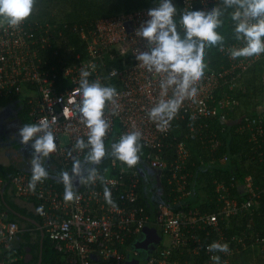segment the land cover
<instances>
[{
	"label": "built area",
	"instance_id": "obj_1",
	"mask_svg": "<svg viewBox=\"0 0 264 264\" xmlns=\"http://www.w3.org/2000/svg\"><path fill=\"white\" fill-rule=\"evenodd\" d=\"M179 1L186 11L236 10V6L228 7L223 0ZM159 6L72 24L26 19L18 28H10L0 20V102L21 98L30 107L28 124L49 125L57 145L51 154L72 177L76 193L73 201L66 202L64 185L57 183L61 181L59 177L45 178L36 184L35 190H30L29 171L20 170L13 175L11 194L39 215L40 221L27 227L9 219L7 211L0 212V264H16L24 259L26 252L18 251L24 231L45 232L55 252L54 259L46 264H129L128 258L143 259L138 241L149 224L160 225L163 235L144 264H243L244 254L254 250L264 257V231L255 228V220L249 218L242 229H237L233 222L234 218L240 220L256 210L264 222V186H257L250 175L244 176L243 183L233 172L222 179L216 177L212 182L215 193L210 197L214 207L204 212L189 204L184 208L162 205L155 219H151L142 203V170L138 164L129 168L113 159L105 172L93 168L96 172L93 180L88 179L93 169L79 175L72 171L74 160L84 159L90 151V146L76 147L77 140L82 139L85 144L88 141L89 130L79 113L83 79L116 88L118 95L114 102H106L104 109L103 118L109 124L104 143L113 136L120 139L139 131L150 159L149 167L156 171L169 166L173 169L170 181L178 185L175 204L193 192L189 187V179L196 175L190 169L196 163L189 162L192 152L189 144L193 140L199 142L201 157L207 165L218 161L225 167L228 156L214 154L223 145L220 133L235 126L236 133L245 135L253 144L250 156L264 163V114L233 115L242 105L243 96L252 92L246 82L247 73L260 62L264 81V54L230 57L231 49L245 46L243 39L220 47L228 62L217 67L210 66V61L205 63L204 76L194 85L195 98L184 100L167 125L161 128L148 117L152 107L174 97L176 87H169L165 94L161 83L166 81L167 73L149 71L137 59L141 53L150 54L156 46L137 32L150 19L148 10ZM232 23L236 26L235 21ZM180 27L183 28L181 23ZM70 40L64 51L54 45ZM82 71L89 75L83 77ZM188 115L191 120L185 125L189 131L178 139L181 133L172 135V128ZM40 135L43 132L37 134ZM172 147L176 150L169 164L163 154ZM4 185L0 175V190ZM105 187L110 190L113 204L106 202ZM234 191L239 192L241 199ZM41 206L42 213L37 211ZM197 231L203 232L206 239ZM213 242L227 243L228 251L210 250ZM203 254L206 261L199 259ZM214 256L219 257L218 262L212 259Z\"/></svg>",
	"mask_w": 264,
	"mask_h": 264
},
{
	"label": "clouds",
	"instance_id": "obj_2",
	"mask_svg": "<svg viewBox=\"0 0 264 264\" xmlns=\"http://www.w3.org/2000/svg\"><path fill=\"white\" fill-rule=\"evenodd\" d=\"M228 7L236 6L232 12L231 19L236 22L235 32L237 39H243L245 46L234 48L230 51L233 59L239 57H252L264 54V0H223ZM35 0H0V20L6 22L10 28H18L33 12ZM176 7L172 0H163L157 8L148 10L150 19L145 21L137 34L155 43L150 54L145 52L137 56V59L147 67L149 71L167 73V79L161 83L165 94L167 89L175 85V93L172 99L160 101L152 107L147 115L158 126L167 125L178 113L181 104L186 99H194L197 88L194 86L204 76L205 47H211L223 42V37L217 28L222 24L220 19L222 12L219 8L205 12L202 10L186 11L182 14L180 23L185 35L181 38L176 29L174 15ZM254 21V22H252ZM81 75L87 77L89 73L82 71ZM83 99L79 107V113L88 131V141L80 139L76 142L77 148L90 146L86 159L99 164L105 156L104 137L108 131L109 124L103 118L106 102H114L118 95L116 88L103 87L100 83H89L83 79L80 83ZM46 123L26 124L21 130V143L27 144L34 136L37 137L33 144L35 153L48 157L56 151V137L48 130ZM43 132V135L37 136ZM141 138L139 131H132L122 135L119 142L112 146V154L117 160L126 164L129 168L137 165L138 153L141 146L138 143ZM32 175L28 184L30 190H35L36 184L48 177V173L36 156L32 159ZM72 171L75 175L80 174V161L74 160ZM96 172L93 169L88 179H95ZM64 184L63 198L66 202L74 200L76 193L73 191L72 177L67 171L60 173ZM106 202L113 204L110 190L104 189ZM43 212V206L37 209ZM210 250L227 252V243L213 242L209 245ZM219 261L218 256L212 257Z\"/></svg>",
	"mask_w": 264,
	"mask_h": 264
},
{
	"label": "trees",
	"instance_id": "obj_3",
	"mask_svg": "<svg viewBox=\"0 0 264 264\" xmlns=\"http://www.w3.org/2000/svg\"><path fill=\"white\" fill-rule=\"evenodd\" d=\"M163 0H35L34 11L37 9L41 10V13L46 14L47 18L43 20L34 19L37 22L49 21L51 23H58L67 21L72 23L76 22H85L90 20H95L102 17H107L111 15H116L122 12H128L139 8L149 7V6H159ZM173 4L176 7V13L173 17L174 22L176 24V29L181 38H184L185 31L180 27L181 16L186 10L181 5L179 0H172ZM53 9H58L61 11V15L63 17L61 19L58 18L54 14ZM195 10H198L195 8ZM229 8L221 9L222 15L220 17L222 24L219 28H217V32L221 34L223 37V42L217 44L215 46H207L205 47V56L204 62L207 63L210 61V66L217 67L220 64L228 62L226 55H223L219 49L223 45H228L232 42L237 41V34L235 32V25L232 23L231 12ZM27 20H33V18H27ZM76 39V37H73ZM72 40L68 43L58 42L54 44L55 47H59L62 51H64L68 44H70ZM61 51V53H62ZM251 75L247 77L246 82L248 85L252 86L253 94L256 96L261 87V76H262V63L255 64L251 69ZM250 93V92H249ZM245 94L246 96L249 94ZM249 96V95H248ZM16 101L18 99H15ZM14 100V101H15ZM15 101V102H16ZM9 99L2 100L0 102V110L8 106ZM21 112L19 113L20 120L23 123V127L29 123V105L25 104V100L21 102ZM187 119H180V121H176L175 125L172 128V135L180 134L178 139H182L185 132L189 131V128L185 123L191 118L189 115L186 117ZM190 118V119H189ZM235 126L232 127L231 130L226 132H221L220 136L223 142L222 147H219L218 151L214 154L217 157L222 155L228 156V165L225 167H221L218 164V161L213 164L206 163V160L201 157L202 152L200 149L199 142L191 141V155L189 162L196 163V166H191L190 169L194 173H196L194 178L189 179V187L193 191L189 197H185L181 199V203H174V196L178 194L177 188L178 185L175 181H170L172 179L173 169L169 166L164 171L162 170H154L149 167L150 159L148 157L147 149L142 145L139 140V144L141 146V150L138 153V167L142 170V178L140 185V193L142 195V203L146 206L148 213L151 219H155L156 215L159 213V207L162 205H168L174 208L182 207L184 208L186 205L197 206L201 209V212L206 211L209 207H214V203L210 201V197L214 196L215 190L213 188L212 182L217 177L218 179L224 178L223 176L231 174H235L238 178L241 179L242 183L245 181L244 176L250 175L253 177V180L257 186H264V163L260 162L258 159L252 158L250 156L251 149L253 144L247 140L245 135H241L236 133ZM114 138V139H113ZM119 142V139L112 137L109 141L105 142V156L102 158L99 164L90 162L86 159V157L80 160V172L91 170L94 167L100 168L102 172H105L109 163L116 159V157L112 154L113 148L112 146ZM176 148L172 147L166 151L163 156L165 160L170 163L173 162L172 155L175 153ZM264 150V149H263ZM49 158L51 162L56 163V168L53 170H45L48 173L47 178L60 177V173L65 171L62 164L59 163V160L56 156L50 154ZM117 160V159H116ZM119 161V160H117ZM73 168V165H72ZM25 170L23 166H17L15 164H2L0 163V175L3 177L6 188L4 191V200H2L0 195V212L7 211L9 219L16 220L26 225L27 227H34V223L19 218L16 214H14L10 209H13L31 219L36 221H40L39 215L34 212L28 210V207L23 205L21 202L13 201L10 197V194L7 193L11 188L10 179L15 175L18 171ZM31 174L32 171L28 170ZM204 182V184H203ZM58 185H64L62 179L58 182ZM242 193H245L243 191ZM234 195H238L241 199V196L236 191L233 192ZM10 198V199H9ZM10 208H8V207ZM258 211H254L251 216L242 218L238 220L234 218V225L237 229H242L243 226L246 225L249 218L255 220V228L264 231V222L259 215H257ZM240 221V222H239ZM32 232L24 231L21 234L23 242L20 244L18 251L20 253L26 252V247L31 246L34 249V246L38 249L39 252L42 250L43 260L42 264L49 263L55 257L54 249L49 242V239L45 237L43 245L41 241V234H36V241L33 243L30 242V234ZM197 233L206 239L205 234L203 232ZM210 239H214L213 236L209 237ZM245 257L242 259L243 264H264V257L260 255L257 250L248 251L244 254ZM38 257H36L37 260ZM200 260L206 261L207 256L205 254L201 255ZM16 264H26L24 259L19 260ZM37 264V261H36Z\"/></svg>",
	"mask_w": 264,
	"mask_h": 264
},
{
	"label": "flooded vegetation",
	"instance_id": "obj_4",
	"mask_svg": "<svg viewBox=\"0 0 264 264\" xmlns=\"http://www.w3.org/2000/svg\"><path fill=\"white\" fill-rule=\"evenodd\" d=\"M20 112H21V110H17L14 114L12 111L10 112L8 109H6V107L0 111V146L1 145L4 146V144H7V145L13 146V148H15V143H19L21 145L20 148L24 149L26 152L28 150L29 146L32 147L31 143L33 144V142L28 141L27 144L21 143L22 136L20 135V130L23 128V123L19 117ZM29 150L33 152V147H32V149H29ZM25 152L23 154V158H22L23 160H21L22 165L24 167L27 166L32 170L33 165L29 160H26V153ZM34 155L36 156L35 152H33L32 157ZM10 158H11V156H10ZM36 158L41 161V158H38L37 156H36ZM46 160H49L48 157H45V160L41 162L42 165L43 164L45 165L48 162V161L46 162ZM40 252H39V254H40ZM32 254H33L32 260L26 264H36V261L38 263L39 255L36 254L35 252H33V249H32ZM36 256L38 257L37 260L35 259ZM42 258H43V256H42Z\"/></svg>",
	"mask_w": 264,
	"mask_h": 264
},
{
	"label": "water",
	"instance_id": "obj_5",
	"mask_svg": "<svg viewBox=\"0 0 264 264\" xmlns=\"http://www.w3.org/2000/svg\"><path fill=\"white\" fill-rule=\"evenodd\" d=\"M6 185L3 186V188L0 190V195L2 200H4V191H5ZM8 207V206H7ZM9 208V207H8ZM10 209V208H9ZM14 214H16L19 218L28 220L34 224H38V222L34 219H31L13 209H10ZM163 232H162V227L158 224H149L147 225L144 230L142 231L140 237H139V241H138V247L142 249V251L144 252V257L141 260H131L130 258H128V263L129 264H144V261L146 258H148L151 253L155 250V248L158 246L159 242L161 241ZM45 239V232L41 231V241H42V245ZM26 253H25V257H24V261L26 263L30 262L33 258V254H32V247L31 246H27L26 247ZM42 250L39 254V261L37 264H42Z\"/></svg>",
	"mask_w": 264,
	"mask_h": 264
},
{
	"label": "crops",
	"instance_id": "obj_6",
	"mask_svg": "<svg viewBox=\"0 0 264 264\" xmlns=\"http://www.w3.org/2000/svg\"><path fill=\"white\" fill-rule=\"evenodd\" d=\"M251 69L252 68H250L249 72L247 73V77L251 75V73H250L251 72ZM247 77H246V79H247ZM260 85H261L260 91H259V93L256 96L252 92H250L248 94L249 96L248 95L247 96L246 95L243 96V103H242V105L240 107H238L233 112V115L234 116H237V115H239L241 113H246V112L252 113V114H257V113L264 114V81ZM249 87L251 89H253V85L252 86L249 85ZM17 99H18L17 101L15 100L16 102H18V101L19 102H22L23 101L21 98H17ZM15 101H10L8 103V106L9 105H14L15 106ZM12 108H14V107L12 106ZM19 110H21V108ZM29 141L33 142V144L35 142L34 139H31ZM33 144L31 143L32 147H33ZM32 147L29 146L28 147V150L25 152L26 153V160H29L31 163H32V159H33L32 154H33V152H35L34 147H33V152L29 150V149H32ZM36 156L38 158H41V162L45 160V157L43 156L42 153L41 154H37L36 153ZM48 159L49 160H46V162L47 161L48 162L45 165L43 164L42 166L45 168V170H53L54 168H56V163L51 162V159L49 158V156H48ZM24 168L27 171L28 170H31L27 166L24 167ZM10 195H12L11 192H10Z\"/></svg>",
	"mask_w": 264,
	"mask_h": 264
},
{
	"label": "rangeland",
	"instance_id": "obj_7",
	"mask_svg": "<svg viewBox=\"0 0 264 264\" xmlns=\"http://www.w3.org/2000/svg\"><path fill=\"white\" fill-rule=\"evenodd\" d=\"M53 10H54V14L56 16H58L59 19H61L63 17V15H61V13H60L61 11H59L58 9H53ZM29 18H33V20L34 19L43 20V19L47 18V15L44 13L42 14L41 10L37 9V11L33 10L31 15L29 16ZM12 106L14 108H12ZM21 106H22L21 102L18 101V102H15V106L9 105L6 107V109H8L10 112L12 111L15 114V112L17 110H19L21 108ZM20 147H21V145L19 143H15V148H13V146H10L7 144H4V146L1 145L0 146V163H2V164H15L17 166H19V165L23 166L21 160L23 158V154H24L25 150L20 148ZM10 156H11V158H10ZM7 193L10 194L9 191H7ZM10 197L13 201L20 202L18 199L16 200V198L13 197L12 195H10ZM34 241H36V233L32 232L30 234V242L33 243ZM164 241L167 242V237L164 238ZM33 252L38 254V249L36 246H34Z\"/></svg>",
	"mask_w": 264,
	"mask_h": 264
}]
</instances>
